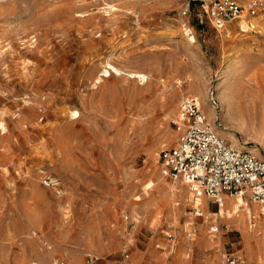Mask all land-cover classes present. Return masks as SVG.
Returning <instances> with one entry per match:
<instances>
[{
	"label": "rangeland",
	"instance_id": "374dc122",
	"mask_svg": "<svg viewBox=\"0 0 264 264\" xmlns=\"http://www.w3.org/2000/svg\"><path fill=\"white\" fill-rule=\"evenodd\" d=\"M209 1L0 0V264H118L126 253L140 264L186 253V264H224L232 254L264 264L257 202L246 197L247 222L261 221L262 238L247 248L208 196L200 216L188 185L169 199L177 183L162 172L195 85L215 108L212 123H229L264 157V9L256 31L238 21L218 30ZM226 61L232 87L220 90ZM47 174L61 178L63 195L42 183Z\"/></svg>",
	"mask_w": 264,
	"mask_h": 264
},
{
	"label": "built area",
	"instance_id": "2783aa9c",
	"mask_svg": "<svg viewBox=\"0 0 264 264\" xmlns=\"http://www.w3.org/2000/svg\"><path fill=\"white\" fill-rule=\"evenodd\" d=\"M202 5L218 30L238 21L240 30L247 32L256 31L264 0H211ZM183 13L187 14L188 8ZM210 99L216 104L213 91ZM174 123L179 136L174 146L162 151L164 175L183 180L196 195L208 196L219 208L226 195L236 194L264 205V157L248 148H239L223 136L218 130L224 127L223 123L219 120L212 123L194 97L184 99ZM42 183L63 195V182L58 175L47 174ZM199 205L194 210L200 216L203 211ZM251 219L256 216L252 214ZM212 231H218V226L212 227ZM129 256L124 254L118 264H134ZM94 261L92 256L88 258V262ZM239 261V256L230 255L224 264H238Z\"/></svg>",
	"mask_w": 264,
	"mask_h": 264
},
{
	"label": "bare ground",
	"instance_id": "6f19581e",
	"mask_svg": "<svg viewBox=\"0 0 264 264\" xmlns=\"http://www.w3.org/2000/svg\"><path fill=\"white\" fill-rule=\"evenodd\" d=\"M189 30V29H188ZM187 36H188V40L195 44L196 42V38L194 35H192L191 33H187ZM231 62L229 61H226L224 64H223V74L222 75V79L220 81V86H219V89L221 90V88H223L225 85H226V88H230L232 86H228V83L230 82L229 81V75L231 74V71H232V67H231ZM113 70L115 71V73L117 75H126L127 77H130V78H138L139 81L141 82H147L148 81V78H149V75L145 72H140V71H134V70H127V69H123L121 67H118V66H114L113 67ZM233 72V71H232ZM104 76H107V75H110V72L108 69H105L104 72L102 73ZM233 74V73H232ZM194 87L195 89V93L193 94L195 96V98L200 101L201 105H202V108L203 110L206 112L209 120L212 122V120H214L213 118L216 116L215 115V108L214 106H210L209 109L206 108V102H207V98L205 96V93L204 91L202 90V88L200 87H196L195 86H192ZM234 87V85H233ZM219 97L221 98L222 101H224V103H228L227 102V98H228V101H229V95L227 94H224V91H221L220 92V95ZM160 99V98H159ZM230 103V102H229ZM228 103V104H229ZM72 116H73V119H76L78 117H80V112L77 111V110H74L71 112ZM0 125H3V122H0ZM231 125L229 123H227L223 128H219L218 127V130L220 133H223V134H227L229 137H230V140L232 141L233 144L237 145L239 148H248L250 150H255V151H258V147L256 146H251V147H248L246 146L244 143L240 142L238 140V138L231 132V130L228 129V127H230ZM144 127V126H143ZM232 127V126H231ZM5 128V127H4ZM236 129V128H235ZM245 143L249 142L248 140H244ZM261 144V143H260ZM264 147V146H263ZM175 183H177V186L174 187L173 185H171L170 187L167 188V191L169 193V199H172V198H175L176 197V194L177 193H186V187L185 185H187L183 180L181 182V180H175ZM188 195L190 196H193V197H196V203L195 205H198L199 203L202 204L203 206H205V203H206V200H207V197L205 195L203 196H199V195H196L193 191H189L187 193ZM226 202L224 203L223 206H221L220 210L218 211L219 214H222L224 217H226L225 219H227L230 223V225L232 226L233 224H237V226L243 231V235H244V243L246 245L247 248L250 247L251 243L253 240H255L256 242L259 241V224L261 221H259V219H257V221H255V224L254 225H251V223L249 222V225H248V222H247V217H249V214L252 212V206H251V203H249V201L247 200V198L245 196H243L242 194H238L237 197H229V199H225ZM178 203V202H177ZM175 202V204H177ZM255 203V202H254ZM253 204V203H252ZM258 205H256L255 210H257V215L258 216H261V212H264V205L260 204V203H257ZM242 205V206H241ZM177 206V205H176ZM146 207V206H145ZM144 207V208H145ZM147 208V207H146ZM179 211V208H174L173 209V212L175 214H177ZM147 212V211H146ZM145 212V214H146ZM133 213L135 215H137L138 217L140 216L141 217V214L139 212L138 209L134 208L133 209ZM144 216V215H143ZM137 219V218H136ZM258 222V223H257ZM243 224L245 226H243ZM248 226H249V229H248ZM206 232V231H205ZM212 236V235H211ZM203 238V237H202ZM210 238V237H209ZM213 238V237H212ZM211 239V238H210ZM184 240V239H183ZM193 240V239H192ZM205 245L207 242H210L211 240H207L205 239ZM213 241V239H212ZM171 244V243H169ZM175 244V243H174ZM198 245V244H197ZM208 245V244H207ZM188 246H189V243H188ZM200 246V245H199ZM185 248V247H184ZM168 249V248H167ZM174 249V248H173ZM178 249V248H177ZM186 250V248H185ZM189 250V249H188ZM177 251V250H176ZM183 252V251H182ZM171 253V252H170ZM185 253V252H184ZM190 253H186V256H182L180 257L179 259H175L173 261H171L170 263L171 264H176V263H180V264H186L189 260H186L188 259V257L190 256L189 255ZM130 257V256H129ZM158 257V256H157ZM177 257V256H176ZM191 257V256H190ZM134 264H140L138 262V260L140 259L139 257V253L138 254H134L132 255V257L130 258ZM164 259V258H163ZM142 260V259H141ZM156 260V259H155ZM167 262L169 261L166 260ZM190 262V261H189ZM150 263V262H149ZM169 263V262H168ZM153 264V263H152Z\"/></svg>",
	"mask_w": 264,
	"mask_h": 264
},
{
	"label": "crops",
	"instance_id": "0c3cea01",
	"mask_svg": "<svg viewBox=\"0 0 264 264\" xmlns=\"http://www.w3.org/2000/svg\"><path fill=\"white\" fill-rule=\"evenodd\" d=\"M238 196V194H236V195H226L225 197H224V203L226 202V200L225 199H229V197H237ZM244 196V195H243ZM209 202H208V199H207V202H206V204L208 205V208H209V204H208ZM224 205V204H223ZM242 206V205H241ZM253 210H255V209H253ZM261 213H264V212H261ZM233 225H235V226H237V224H233ZM243 226H245L244 224H243ZM262 223L260 222V224H259V241L257 242V243H259L260 241H261V229H262ZM238 227V226H237ZM239 228V227H238ZM243 241H244V235H243ZM251 246V245H250ZM232 255H237V256H239L240 257V261H239V263L238 264H240L241 262H243L244 261V259H243V256H242V254H232ZM261 255H259V257H260Z\"/></svg>",
	"mask_w": 264,
	"mask_h": 264
}]
</instances>
